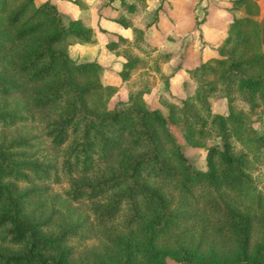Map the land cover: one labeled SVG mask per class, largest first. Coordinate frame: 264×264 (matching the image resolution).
Returning <instances> with one entry per match:
<instances>
[{"label": "trees", "instance_id": "trees-1", "mask_svg": "<svg viewBox=\"0 0 264 264\" xmlns=\"http://www.w3.org/2000/svg\"><path fill=\"white\" fill-rule=\"evenodd\" d=\"M119 3L133 17L145 0ZM262 6L231 0L217 55L187 70L191 93L165 101L164 113L144 99L148 76L130 81L155 49L141 41L156 11L130 24V39L112 33L105 41L124 58L117 73L126 85V98L109 107L118 85L101 82L97 62H75L68 52L72 43L96 41L81 16H64L52 0H0V127L38 121L60 156L39 155L43 147L27 134L0 135V264H164L166 255L182 264H264V195L246 190L248 157L232 142L259 143L248 114L257 93L264 106ZM159 54L150 64L163 77L161 62L171 53ZM215 92L227 113L210 110ZM175 120L187 138L218 137L206 148L204 169L188 162L169 127ZM46 180H65L64 199L88 202L90 218L59 219L61 207L44 199ZM91 229L102 242L98 251L80 246Z\"/></svg>", "mask_w": 264, "mask_h": 264}, {"label": "rangeland", "instance_id": "rangeland-1", "mask_svg": "<svg viewBox=\"0 0 264 264\" xmlns=\"http://www.w3.org/2000/svg\"><path fill=\"white\" fill-rule=\"evenodd\" d=\"M257 1L260 3L262 0H257ZM36 2H39V1L36 0ZM96 4H94L95 7H96ZM105 5H100V6L97 5V8H100ZM57 6H58V9L61 12H63L64 16L68 15L70 17L71 16L75 17V14H73L74 12H72L73 10L70 9V6L67 3L58 2ZM120 7L122 9L123 6L120 5ZM236 13H238V11H236ZM263 13H264V6H262V14ZM140 14L130 17L128 15H125L123 12L121 13L119 11H116L114 17L115 18L118 17L119 20L124 19L130 24H132V23H138L140 19ZM108 37L110 36L106 34L107 39ZM99 40H102L101 37H99ZM141 42L143 46L149 45V44H145L143 40ZM74 45H76L77 47H75ZM217 45L218 44L210 45L209 49H207L208 54L204 57V59L217 55V50H216ZM173 46L175 47V45ZM81 47H85V48L82 49ZM95 47L96 46L92 44H83V43L76 42L74 44L68 45V51H69L70 57L75 62L95 61L99 63V58L101 57L100 50L99 52L98 51L93 52V53L91 52L93 51ZM154 48L155 49L153 51H150L147 54L148 55L147 57H149V60L151 59V61L155 57L160 58L159 53L163 52L162 50H159L156 47ZM179 48L178 49L176 48L175 54L177 53L178 55H175V57H173L171 62H167L168 60L161 62L162 69H161V66H160V69L162 73L164 74V75H161L163 77L159 76L160 79L159 81L156 79L155 86L151 90V92L149 93L147 92L144 94V99L148 106L160 107L164 113L166 112L165 106L163 105L165 101L167 100L177 101L181 98H184L187 94L191 93L192 88H193L192 79L189 76V73L187 72L188 69H186V72L179 71L178 75L176 74L172 75L173 72L175 70L177 71V68L182 64V54L185 53L186 51L184 49V46L182 50L180 49L181 51L179 50ZM262 48L264 50V43L262 45ZM155 51H160V52L155 53ZM109 56L111 59L110 63L109 62L106 63L108 58H105L103 60V63L104 64L106 63L105 65L110 67L112 72L105 73L106 74L105 76L108 77L106 78L108 79V81L114 83L113 85H115L119 83V77L116 75L114 71L119 66L121 59L120 57L116 58V57H113L112 55H109ZM199 62L201 61H198L197 64ZM193 63L196 65L195 60H192L190 62V66ZM99 69H101V64L99 65ZM133 77L135 78V76ZM167 77H169L168 81H166ZM162 78H166V79L162 80ZM257 95L258 93L255 96V101L258 102V106L257 108H255L253 112H250L248 114V117H249L250 125L254 133L256 134V137H259L258 139L259 143H252L251 145L246 146L242 141L239 140L240 138H232V142L234 145L233 146L234 150L242 149L246 151V154L248 157V165H247L246 171L249 174V179L246 183V190L248 191L249 194H252V195L256 193H260L264 195V106L258 100ZM211 96L212 97L210 101V110L213 112L227 113L228 109H227V103H226L225 98L223 96H219V94L216 92L215 94ZM125 98H126V85L118 84V89L110 97L107 106L110 107L116 100L125 99ZM184 126L185 124L181 120L170 121L169 123L170 130L172 131L176 141L179 143L188 162L193 164L196 168L204 169L206 148L211 144H218L219 139L217 136H214V135H209L203 138H196V137L187 138L183 134ZM17 134H21V135L27 134L29 137H31L30 141L32 143H35L34 145H36L38 148L43 147L42 148L43 151L42 150L38 151L39 155L47 154L49 157H54L55 159H58L60 157L58 151L48 149L47 145L45 144L44 137H42L41 135L40 124L38 121H35V120L29 121L27 123H24L21 125H15L12 127H0V135H5L6 137L12 138V136H15ZM241 136L242 138L246 137L244 132L241 133ZM44 183H46L49 186L48 194L44 196V199L48 205L47 207L48 208L52 207L51 204L54 203L56 206H60L61 207L60 209H62L61 213H59L60 216H58L59 219L61 217L63 219L72 221V220H77L78 218H83V217H86L87 219L90 218L91 214L85 208L88 202L87 203L86 202L67 203L66 200L64 199L63 189H64V186L66 185L65 180H63L60 184H55L48 180H46ZM239 198L241 197L233 195V194H228V199H230L231 201H234V203L238 206L241 205V202H238L237 200ZM80 242H81L80 246L81 244L86 245L87 251H90V250L98 251L102 247V244H101L102 242L99 239L98 235L94 233L93 229H91L90 231L88 230ZM164 264H182V263L176 258H173L170 255H166L164 257Z\"/></svg>", "mask_w": 264, "mask_h": 264}, {"label": "crops", "instance_id": "crops-1", "mask_svg": "<svg viewBox=\"0 0 264 264\" xmlns=\"http://www.w3.org/2000/svg\"><path fill=\"white\" fill-rule=\"evenodd\" d=\"M52 1L56 5L58 2L67 3L70 6V9L73 10L72 12H74L73 14H75V16H81L84 21L92 27L96 36V41L92 45H95L96 47L91 52H99L100 50V80L104 84H114L106 79L108 77L105 76V73H111L112 70L105 64L108 62L110 63L111 59L109 55L116 58L120 57L121 61L119 66L114 71L118 76L117 71L124 58L105 47V41L107 40L106 34L111 36L112 33H118L129 39L132 36L130 23L127 22V24L122 25L118 22V17H114L116 11L121 10L119 0H112L110 3L100 8H97V5L96 7L94 6L96 0H82L86 3V8L84 9L79 8L70 0ZM230 6L231 0H145V5L140 11L141 14L138 23L149 21L154 11H156V14L155 19L151 21L144 30L142 40L145 44H149L159 50L170 51V58L167 62H171L173 57L178 55L177 53L175 54L176 48L178 49L180 47L179 50H182L184 46L186 51L182 54V64L172 75H178L179 71L186 72V69L195 65L193 63L194 65L192 64L190 66L192 60H195L196 64L198 61H202V59L208 54L207 49H209L210 45L218 44L225 35L226 24L230 19L232 12ZM99 37H101L102 40H99ZM173 45H175V47ZM74 46L77 47L76 45ZM81 48L84 49L85 47ZM105 58L108 59L104 64L103 60ZM146 60L147 64L135 70L130 77V81H133V76L136 77L139 74L142 76H148L153 82L149 91L151 92L155 86L156 79L159 81L160 78L156 71L152 69L147 55ZM99 63L97 64L100 65ZM162 75L164 74L162 73ZM169 77H167V79L162 78V80L166 79V81H168Z\"/></svg>", "mask_w": 264, "mask_h": 264}]
</instances>
